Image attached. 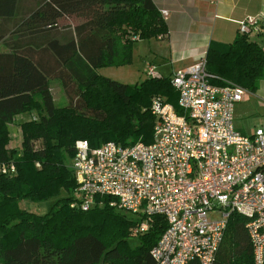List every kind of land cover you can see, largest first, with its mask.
Instances as JSON below:
<instances>
[{"label":"trees","instance_id":"trees-1","mask_svg":"<svg viewBox=\"0 0 264 264\" xmlns=\"http://www.w3.org/2000/svg\"><path fill=\"white\" fill-rule=\"evenodd\" d=\"M64 16L79 21L58 26ZM259 31L207 46L211 83L254 92L264 77V51L251 38ZM166 33L151 0H0V163L14 167L0 172V264H153L149 250L166 226L163 217L150 216L147 231L134 233L141 218L109 206L108 197L96 196L82 210L71 161L76 140L89 147L150 142L154 97L181 114L171 73L127 84L97 72L130 62L136 40ZM50 79L59 81L65 105L53 104ZM22 112L35 118L19 123V147L8 148V126ZM60 194L43 214L17 203ZM244 221L229 214L212 264H250Z\"/></svg>","mask_w":264,"mask_h":264},{"label":"built area","instance_id":"built-area-1","mask_svg":"<svg viewBox=\"0 0 264 264\" xmlns=\"http://www.w3.org/2000/svg\"><path fill=\"white\" fill-rule=\"evenodd\" d=\"M159 12L166 18L165 10ZM259 23V16H245L236 22L237 32L252 34ZM144 70L147 77L157 76L151 64ZM211 78L204 54L171 73L181 114L152 98L148 143H74L73 195L82 210L96 196L108 197L109 206L141 218L134 233L147 231L150 216L163 217L166 226L149 250L153 264H212L232 212L245 218L250 264H263L264 116L249 133L235 128L233 108L246 90ZM13 171L12 164L0 163V172Z\"/></svg>","mask_w":264,"mask_h":264},{"label":"crops","instance_id":"crops-1","mask_svg":"<svg viewBox=\"0 0 264 264\" xmlns=\"http://www.w3.org/2000/svg\"><path fill=\"white\" fill-rule=\"evenodd\" d=\"M151 2L158 11L161 9L166 11L164 21L167 33L162 37L136 40H148L145 50L151 53V59L144 62L143 71L148 64L153 65L155 72L163 76L183 70L203 55L210 43L230 42L237 33L236 22L245 16H259L260 31L251 38L260 44L264 51V0H151ZM0 46L3 45L0 43ZM156 67L162 68L161 71ZM26 113L30 116L34 112ZM17 128L19 130V123Z\"/></svg>","mask_w":264,"mask_h":264},{"label":"rangeland","instance_id":"rangeland-1","mask_svg":"<svg viewBox=\"0 0 264 264\" xmlns=\"http://www.w3.org/2000/svg\"><path fill=\"white\" fill-rule=\"evenodd\" d=\"M77 16H67L62 17L58 20V26L64 25H74L79 21ZM148 40L135 41L131 50L130 62L122 64L119 66H108L104 68H98V74L102 76H107L108 78L127 83L133 84L139 82L146 77L143 66L146 60H150L151 53H147L145 48L147 47ZM4 50L3 46H0V51ZM157 70L162 68L156 67ZM50 92L52 93V100L55 106H63L66 104V98L63 95L60 84L58 80L50 79L49 81ZM255 92V93H254ZM254 92L246 91L244 98L234 105L233 111V125L238 130L249 133L254 127H256L262 120L264 116V77L259 80L257 88ZM30 118H35V114L27 115L26 112H22L15 116V119L8 126L9 141L6 145L8 148H18L20 144V134L18 130V123L28 120ZM19 121V122H18ZM18 122V123H17ZM49 197L39 201H31L28 198H23L18 200V206L21 209L33 212L36 214L45 213L50 206L54 203L55 199L60 197ZM129 241L132 244L136 243L135 238H130Z\"/></svg>","mask_w":264,"mask_h":264}]
</instances>
